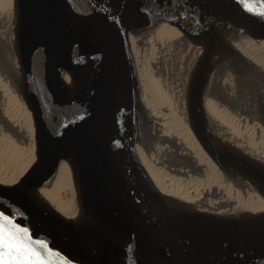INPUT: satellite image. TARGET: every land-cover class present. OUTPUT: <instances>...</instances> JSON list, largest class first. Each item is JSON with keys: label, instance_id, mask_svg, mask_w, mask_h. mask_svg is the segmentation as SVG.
<instances>
[{"label": "bare ground", "instance_id": "bare-ground-1", "mask_svg": "<svg viewBox=\"0 0 264 264\" xmlns=\"http://www.w3.org/2000/svg\"><path fill=\"white\" fill-rule=\"evenodd\" d=\"M177 1L212 26L219 41L251 61L257 72L233 64V54L205 29L153 13L138 0H93L115 24L133 71L130 167L187 257L206 264L207 257L198 255L200 247L185 240L193 234L185 228L187 212L234 225L257 224L264 220V183L243 176L231 164L210 160L177 114L180 88L192 74L200 76L199 100L209 126L264 163V126L245 112L239 98V80L245 79L264 102V32L233 0ZM15 2L0 0V186L23 199L37 218L77 240L81 224L93 219L76 186L67 138L58 125L50 127L40 147L43 134L11 46ZM78 42L71 48L46 41L44 62L80 103L93 106L96 88L112 63L90 36ZM149 117L156 122L152 135L145 126ZM181 228L187 234L179 233ZM96 233L93 222L85 240L94 242ZM198 237L201 244H210Z\"/></svg>", "mask_w": 264, "mask_h": 264}, {"label": "water", "instance_id": "water-1", "mask_svg": "<svg viewBox=\"0 0 264 264\" xmlns=\"http://www.w3.org/2000/svg\"><path fill=\"white\" fill-rule=\"evenodd\" d=\"M15 1L11 46L32 101L34 120L43 134L40 147L46 143L50 127L58 125L67 138L65 149L71 156L73 177L93 221L85 220L77 240L71 239L59 227L37 218L23 199L8 194L1 186L0 212L28 228L34 240L47 241L70 264H196L166 229L130 167L128 145L133 128L135 82L115 24L93 0ZM138 1L151 12L179 24L205 29L219 41L212 26L177 0ZM233 1L264 32V16L258 14L264 0ZM251 11L257 15L250 16ZM85 35L95 41L99 52L112 63L109 75L96 88L93 106L80 103L53 77L51 65L44 62L46 41L74 48ZM219 42L235 57L233 64L257 72L251 61L238 56L223 39ZM199 78L192 74L181 86L178 116L213 163L231 164L243 176L264 183V163L209 126L199 100ZM239 85L243 93L239 98L244 100L240 106L264 126V102L258 91L245 79L239 80ZM183 220L185 228L193 233L185 240L200 247L198 255L207 257L206 264H264V220L234 225L193 212H187ZM93 222L97 224L96 239L87 242L84 233ZM185 230L178 232L187 234ZM231 230L236 233L230 234ZM197 235L210 244H201L194 238ZM213 243L219 244L218 248L214 249Z\"/></svg>", "mask_w": 264, "mask_h": 264}, {"label": "snow or ice", "instance_id": "snow-or-ice-1", "mask_svg": "<svg viewBox=\"0 0 264 264\" xmlns=\"http://www.w3.org/2000/svg\"><path fill=\"white\" fill-rule=\"evenodd\" d=\"M264 16V7L258 13ZM38 245V247L36 246ZM0 264H70L47 241L34 240L30 230L0 212Z\"/></svg>", "mask_w": 264, "mask_h": 264}, {"label": "rangeland", "instance_id": "rangeland-1", "mask_svg": "<svg viewBox=\"0 0 264 264\" xmlns=\"http://www.w3.org/2000/svg\"><path fill=\"white\" fill-rule=\"evenodd\" d=\"M155 120L152 118H147L145 119V126L148 130V132L150 133V135L155 134L156 133V125H155ZM30 133V131H28Z\"/></svg>", "mask_w": 264, "mask_h": 264}]
</instances>
